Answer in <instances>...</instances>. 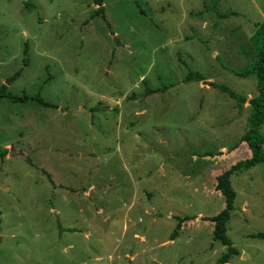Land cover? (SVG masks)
I'll return each instance as SVG.
<instances>
[{"label": "rangeland", "instance_id": "374dc122", "mask_svg": "<svg viewBox=\"0 0 264 264\" xmlns=\"http://www.w3.org/2000/svg\"><path fill=\"white\" fill-rule=\"evenodd\" d=\"M263 21L264 0H0V88L48 105L0 99V264H220ZM231 185L224 264H264V163Z\"/></svg>", "mask_w": 264, "mask_h": 264}, {"label": "trees", "instance_id": "16d2710c", "mask_svg": "<svg viewBox=\"0 0 264 264\" xmlns=\"http://www.w3.org/2000/svg\"><path fill=\"white\" fill-rule=\"evenodd\" d=\"M92 3L98 7L103 5V0H91ZM250 43L256 53L259 60V64L256 68H253L243 75H253L257 93L248 100L250 114L248 117V128L242 135L240 142L246 144L250 151V157L236 162L229 170L219 175L216 179V190L221 193L224 199V208L217 215L208 218L207 220L213 224V239L219 241L226 247V253L219 258V263L224 264L232 256L237 255V250L233 247L232 241L227 236V223L230 220L232 211L234 210V199L235 192L231 185V176L243 170L250 169L260 163H264V136L259 133L261 126L264 123V21L259 23L250 37ZM27 58V45L24 46L23 50V61L26 63ZM17 76V75H16ZM164 89V88H163ZM224 92H227L231 97L244 101L243 97L236 96L228 88L222 87ZM154 90H148L147 93H153ZM5 98L11 102H22L27 100H35L38 103L48 106L39 96L35 98L23 95L22 97L14 95L6 90L5 86L0 88V99ZM237 146V144H236ZM235 148V146H234ZM5 152L0 151V157H3ZM205 156H211L210 153ZM45 174V173H44ZM48 175V174H45ZM49 177V175H48ZM50 179V178H49ZM185 218L184 220H188ZM180 223H177L176 228L172 232L173 239L180 230ZM252 238H263L264 234H256Z\"/></svg>", "mask_w": 264, "mask_h": 264}, {"label": "crops", "instance_id": "0c3cea01", "mask_svg": "<svg viewBox=\"0 0 264 264\" xmlns=\"http://www.w3.org/2000/svg\"><path fill=\"white\" fill-rule=\"evenodd\" d=\"M244 144H245V143H244ZM238 147H239V146H238ZM237 149H238L237 147L233 148V149H232V153H235ZM249 155H251V154H250V151H249V149H248V150H247V157H250ZM237 252H238V251H237Z\"/></svg>", "mask_w": 264, "mask_h": 264}]
</instances>
